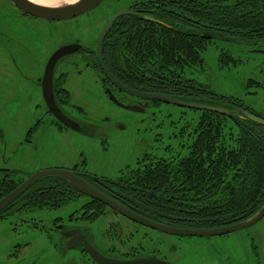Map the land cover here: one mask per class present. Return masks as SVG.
I'll use <instances>...</instances> for the list:
<instances>
[{
  "label": "rangeland",
  "instance_id": "obj_1",
  "mask_svg": "<svg viewBox=\"0 0 264 264\" xmlns=\"http://www.w3.org/2000/svg\"><path fill=\"white\" fill-rule=\"evenodd\" d=\"M137 1L141 0H104L75 19L54 22L48 42L44 22L21 19L18 12L11 14L10 9L2 8L10 5L9 0H0V29L5 36H17L16 50L22 57H29L31 63L21 62L22 70L37 72L50 49L76 38L93 46L108 20ZM259 47L264 48V43ZM253 49V45L210 40L202 52L203 65L187 66L184 73L217 93L242 99L264 117V54ZM227 54L237 62L225 64ZM80 59L74 55L62 65L70 74L71 105L78 103L84 110L69 111L99 125L98 134L97 129L91 131L96 138L69 130L45 107H36L42 99L35 94L31 81L5 78L0 81V168L19 169L17 178L42 168L65 166L116 179L137 175L157 159L173 166L188 155L201 111L153 101L145 113L120 108L105 95L98 81L91 85L78 77V71H84L80 74L83 78L92 72ZM251 78L257 83L250 86ZM224 123L225 143L233 145L237 127L230 119ZM31 128L35 131L30 132ZM60 221L88 224L98 243L120 252L159 247L172 264H264V218L226 235L178 237L133 223L89 197H81L60 210L20 211L0 218V264H60L54 247L61 236L51 230Z\"/></svg>",
  "mask_w": 264,
  "mask_h": 264
},
{
  "label": "trees",
  "instance_id": "obj_2",
  "mask_svg": "<svg viewBox=\"0 0 264 264\" xmlns=\"http://www.w3.org/2000/svg\"><path fill=\"white\" fill-rule=\"evenodd\" d=\"M131 7L135 13L118 17L106 37V57L115 74L136 89L225 106L235 114L199 110L202 115L188 155L173 166L162 159L145 163L143 171L124 177L125 188L106 192L133 210L174 226L222 227L248 218L264 203V125L239 115L243 110L258 113L242 99L187 77L184 68L203 65L206 43L217 40L209 34L262 45L264 0H141ZM224 61L237 62L229 54ZM256 83L251 78L248 84ZM225 119L238 130L233 145L224 140ZM19 174V169L0 168V198L27 177L17 178ZM81 197L91 198L64 179L47 177L2 210L0 218L20 211L60 210Z\"/></svg>",
  "mask_w": 264,
  "mask_h": 264
},
{
  "label": "water",
  "instance_id": "obj_3",
  "mask_svg": "<svg viewBox=\"0 0 264 264\" xmlns=\"http://www.w3.org/2000/svg\"><path fill=\"white\" fill-rule=\"evenodd\" d=\"M17 7L22 9L23 11L30 13L36 17L54 20V21H65L69 19L76 18L80 15H83L95 7H97L104 0H76L73 2H64L60 5H46L34 0H11ZM126 13H135L134 9L126 8L116 12L105 24L103 27L98 40V58L99 63L105 72V74L112 80V82L118 86L122 91L128 93L132 96L145 99V100H157L160 102H164L167 104H172L184 108H191L197 110H206L221 113L227 116H233L235 114L233 109H230L225 106L214 105L209 103H203L198 101H188L179 97H175L172 95H165L159 93H150V92H141L136 91L128 86L124 85L122 82L117 80L110 72L108 67L106 66L103 59V51H102V43L106 37L107 32L114 24L116 19L123 14ZM146 20L157 22L159 24L168 26L161 20L149 16H143ZM208 38L223 40L234 43L241 44H256L257 41H249L241 38L223 36L220 34H209ZM82 45L79 43H71L67 45H63L58 48L50 57L48 64L46 66L44 78H43V97L49 107L50 113L54 115V117L59 120L65 126L81 132L83 131V124L69 116L65 111L61 110L56 102L55 93L53 89V73L54 66L56 61L68 55L77 49L81 48ZM255 52H260L264 54V49H254ZM111 100L118 105L134 111H143V107H136L133 104H124L119 101L115 95L109 93ZM241 117L249 118L259 124L264 125V117L259 113H253L248 110H243ZM47 177H55L64 179L70 184L74 185L78 189L87 193L91 198L96 199L108 207H110L115 212L121 214L122 216L128 218L129 220L136 222L145 227L154 229L164 234L175 235L179 237H211V236H220L230 234L235 231H239L248 227L253 226L258 223L262 218H264V203L263 205L251 216L248 218L239 221L237 223H233L230 225H225L222 227H212V228H189V227H180L169 225L158 220L147 217L129 206L125 205L115 197L111 196L107 192L100 189L96 186L92 181L82 176L80 173L75 170L65 168V167H46L39 169L35 172H32L26 177L15 189L10 191L8 194L0 198V212L12 204L16 199H18L27 189H29L32 185L37 183L38 181L45 179ZM63 232L69 237L67 242L68 248H74L77 244L84 241V245L88 253L98 264H169L166 260L157 257L156 255H150L146 257H136V258H117L110 257L103 254L99 251L85 236L82 232V227L77 226H67L65 224L59 225Z\"/></svg>",
  "mask_w": 264,
  "mask_h": 264
},
{
  "label": "flooded vegetation",
  "instance_id": "obj_4",
  "mask_svg": "<svg viewBox=\"0 0 264 264\" xmlns=\"http://www.w3.org/2000/svg\"><path fill=\"white\" fill-rule=\"evenodd\" d=\"M9 1H10L9 6L2 7L5 11H8V9H10L11 14L18 12V14H20V16H21L19 18H21V19L25 18V19H28L31 21H35L37 19L38 21L44 22L45 32H46L45 38L47 37L48 42H49L50 41L51 24L54 22H61V21H54V20L36 17L30 13L23 11L19 7H17L11 0H9ZM131 6L129 8L133 9ZM73 19H75V18H73ZM110 29H109V31H110ZM39 30H41V29H39ZM48 31H49V33H48ZM109 31L107 32L106 37H107ZM117 34H118V32L116 34L114 33V35H117ZM5 35H6V32L4 30L0 29V81L4 80L5 78L8 80H12L15 77H17V79H20V80L31 81V83L34 85V88L36 91V93H35V91L33 90L34 93L38 94V96H40L42 99L41 101L36 102L35 106L40 107V108L45 107L44 110L47 111V113L51 114L53 117H54V115L52 113H50L49 107H48V105H47V103L43 97V78H44V74H45V70H46V66L48 64V61H49L50 57L52 56V54L58 48H60L63 45H67V44H71V43H79L82 45L81 48L77 49L76 51H74L68 55H65V56L59 58L56 61V64L54 66V73H53V89H54V93H55L56 102H57L59 108L61 110L65 111L69 116L73 117L74 119H76L77 121L82 123L83 124V131L78 132V131H75V130L67 127V126L66 127L69 130H72L73 132L82 135L83 137L96 138V135L94 136L93 132H91V131L99 128V125H97V124L93 125L91 122L81 120V118L79 116H76V115L70 113V111H72V110L83 113L84 110L80 106V104H78V103L71 105V101H73V100H72V94L69 91V87H68L69 82H71V79L69 78L70 74L66 73V71H64V69H62V65L66 63L67 58H71L74 55L80 56L81 59L79 60V62L84 63L85 67L90 68L92 70V72L90 73L91 75L87 74L86 78H83L82 75H80V74H83L84 71H81L82 73H80V71H78L77 72L78 77L85 79L87 82L91 83V85H92L93 81H98L100 83L102 89L104 90L105 95L108 96L110 101H112V100L109 96V93H112L113 95H115V97L119 101L123 102L124 104H133L139 108L143 107L144 108L143 111H135V112H142V113H145L146 110L148 109V107L153 104L152 103L153 100H145V99H141V98L132 96L128 93H125L124 91H122L118 86H116L112 82V80L105 74V72L103 71V69L99 63V58H98V51L99 50H98V46H97V41L94 43L93 46H91L89 44L87 45L85 43H82L77 38L70 40L68 42L61 43V44L57 45L56 47H54L53 49H50V51L48 52V55L45 59V62L42 65H40V70L37 72L33 71L31 73V71L25 72L22 70L21 62L24 61V63H31V61L29 60V57H24V56L22 57V55L19 53V51L16 50V47H18V45H19L18 37L17 36H11V35L5 36ZM106 37L102 43L103 59H104L106 66L110 70L111 74L117 80H119L124 85L128 86L129 88L136 90V91L145 92V91H142V90H139V89H136L134 87L129 86L127 83L122 81V78L119 74H115V68H113L112 62L106 57L107 52H109V49L107 48L108 42L106 41ZM97 40H98V38H97ZM44 43H45V47H46V40ZM247 45H253L254 49H264L262 47H259L260 44H247ZM110 50L113 52L112 47ZM36 51H37V49H36ZM36 51H35V53H36ZM75 61H77V60H75ZM90 90L94 91L93 88H90ZM66 92L68 94L70 92V94H69L70 97H64V94H66ZM94 93H96V92L94 91ZM113 103L120 108L126 109V108L118 105L115 102H113ZM70 105L74 108H71ZM126 110H129V109H126ZM129 111H134V110H129ZM40 122L41 121H38L36 123L37 125H36L35 129L38 127ZM57 122L61 123L59 120H57ZM35 129H33V131H35ZM98 132H99V129H97L96 133L98 134ZM84 142H85V140H84ZM157 160H159V159H157ZM52 167H65V166H52ZM65 168L75 170L76 172H78L82 176H84L85 178L92 181L100 189H102L103 191L105 190V192L108 191V192L114 193L116 190L123 189L126 187L127 181L124 178V175L118 176L115 179V178H109V177L102 176V175H96L94 173H90L87 171H81V170L77 169L76 167H73V168L65 167ZM29 174L30 173L26 174L27 177ZM115 213H117V212H115ZM117 214H119V213H117ZM133 223H136V222H133ZM61 224H65L67 226H77V227L80 226V227H82V230H83L82 232L85 234L86 238L99 251H101L103 254H105L107 256L124 258V259L128 258L129 259V258L146 257V256H150V255H156L157 257L166 260L169 264H172V262H170L167 258L168 255H163L161 253V249L159 247H157L156 250L147 251L145 249V247L142 246L140 249H136V250L130 249L128 252H120L119 250H115L113 248H107V247L101 245L100 243H98L94 239V236H93L92 232L90 231V227L88 224L75 223L72 221H69V222L60 221V222L56 223L55 226L51 227V230H53L56 233H59L61 236V238L55 242V247H54V249L57 253L58 260L60 261V264H98L91 257V255L88 253V251L86 250L85 245H84V241L77 244L74 248H68L67 247V242L69 240V237L59 227V225H61ZM136 224H138V223H136ZM138 225H140V224H138ZM141 226H143V225H141ZM143 227H145V226H143ZM146 228H148V227H146ZM152 230H154V229H152ZM157 232H159V231H157ZM159 233H161V232H159ZM161 234H164V233H161ZM157 243L159 245V241ZM254 248H256V247H254Z\"/></svg>",
  "mask_w": 264,
  "mask_h": 264
},
{
  "label": "bare ground",
  "instance_id": "obj_5",
  "mask_svg": "<svg viewBox=\"0 0 264 264\" xmlns=\"http://www.w3.org/2000/svg\"><path fill=\"white\" fill-rule=\"evenodd\" d=\"M36 2L46 4V5H60L61 3L64 2H73L76 0H34Z\"/></svg>",
  "mask_w": 264,
  "mask_h": 264
}]
</instances>
